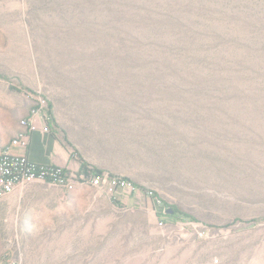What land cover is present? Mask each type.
I'll list each match as a JSON object with an SVG mask.
<instances>
[{"label":"rangeland","instance_id":"374dc122","mask_svg":"<svg viewBox=\"0 0 264 264\" xmlns=\"http://www.w3.org/2000/svg\"><path fill=\"white\" fill-rule=\"evenodd\" d=\"M38 98L78 183L0 199V264H264V0H0V153Z\"/></svg>","mask_w":264,"mask_h":264},{"label":"built area","instance_id":"2783aa9c","mask_svg":"<svg viewBox=\"0 0 264 264\" xmlns=\"http://www.w3.org/2000/svg\"><path fill=\"white\" fill-rule=\"evenodd\" d=\"M37 111H30L21 122V135L14 139L8 150L0 153V199L13 194L19 187L41 183L66 190H73L78 183L77 176L67 168L57 165H43L33 162L26 153H12V149L26 152L36 132L50 133L48 103L43 98L36 101ZM72 158L76 154L71 153ZM94 186L105 184L110 191L134 190L132 182L112 177L109 174H96L92 179Z\"/></svg>","mask_w":264,"mask_h":264},{"label":"crops","instance_id":"0c3cea01","mask_svg":"<svg viewBox=\"0 0 264 264\" xmlns=\"http://www.w3.org/2000/svg\"><path fill=\"white\" fill-rule=\"evenodd\" d=\"M11 152L26 153L33 162L38 164L57 165L67 169L74 165L70 151L52 131L50 133L40 131L33 134L26 152L18 149H12Z\"/></svg>","mask_w":264,"mask_h":264},{"label":"trees","instance_id":"16d2710c","mask_svg":"<svg viewBox=\"0 0 264 264\" xmlns=\"http://www.w3.org/2000/svg\"><path fill=\"white\" fill-rule=\"evenodd\" d=\"M97 174H103V172H98ZM174 211H175L174 216H179L181 219H184V220L196 221V218L193 215H191V214H189V213H187V212H185L183 210H178V209L174 208ZM167 217L168 218H173L172 216H167Z\"/></svg>","mask_w":264,"mask_h":264},{"label":"bare ground","instance_id":"6f19581e","mask_svg":"<svg viewBox=\"0 0 264 264\" xmlns=\"http://www.w3.org/2000/svg\"><path fill=\"white\" fill-rule=\"evenodd\" d=\"M32 111H37V104H35V106L33 107ZM21 135V132H19L15 137L12 138V140L10 141V147L12 146V144L14 143V139L18 138V136ZM9 148L5 149L8 150Z\"/></svg>","mask_w":264,"mask_h":264},{"label":"water","instance_id":"95a60500","mask_svg":"<svg viewBox=\"0 0 264 264\" xmlns=\"http://www.w3.org/2000/svg\"><path fill=\"white\" fill-rule=\"evenodd\" d=\"M168 213H169V214H174L175 212H174V210H171V209H170V210H168Z\"/></svg>","mask_w":264,"mask_h":264}]
</instances>
